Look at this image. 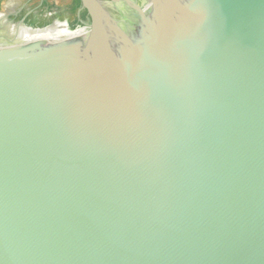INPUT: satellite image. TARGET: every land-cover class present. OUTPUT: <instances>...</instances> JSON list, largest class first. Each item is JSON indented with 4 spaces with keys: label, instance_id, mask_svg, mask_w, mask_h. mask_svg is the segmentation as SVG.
Listing matches in <instances>:
<instances>
[{
    "label": "water",
    "instance_id": "95a60500",
    "mask_svg": "<svg viewBox=\"0 0 264 264\" xmlns=\"http://www.w3.org/2000/svg\"><path fill=\"white\" fill-rule=\"evenodd\" d=\"M80 2L0 0V264H264V0Z\"/></svg>",
    "mask_w": 264,
    "mask_h": 264
},
{
    "label": "flooded vegetation",
    "instance_id": "af4514ba",
    "mask_svg": "<svg viewBox=\"0 0 264 264\" xmlns=\"http://www.w3.org/2000/svg\"><path fill=\"white\" fill-rule=\"evenodd\" d=\"M43 5L44 4H42L41 7H43ZM25 7L26 5H24V8L21 9V12H18V15L15 16V19L17 21L25 19V23L32 25L33 27L47 26L49 24H52L53 22H55L56 20L60 18V15L57 12H52L49 9H44L42 11L41 10L42 8H40V10L42 11V13H40L39 8H36V7L34 8L26 7L25 8ZM22 11H26L24 12L23 16L21 14ZM70 19H71V16L68 17V20Z\"/></svg>",
    "mask_w": 264,
    "mask_h": 264
},
{
    "label": "trees",
    "instance_id": "16d2710c",
    "mask_svg": "<svg viewBox=\"0 0 264 264\" xmlns=\"http://www.w3.org/2000/svg\"><path fill=\"white\" fill-rule=\"evenodd\" d=\"M80 6H81V2H80V0H76V9L78 8H80Z\"/></svg>",
    "mask_w": 264,
    "mask_h": 264
}]
</instances>
